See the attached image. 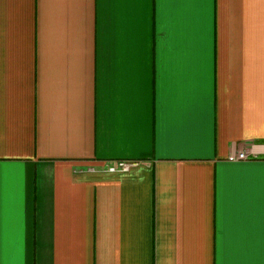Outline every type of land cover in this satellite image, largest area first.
I'll use <instances>...</instances> for the list:
<instances>
[{"label":"crops","instance_id":"obj_1","mask_svg":"<svg viewBox=\"0 0 264 264\" xmlns=\"http://www.w3.org/2000/svg\"><path fill=\"white\" fill-rule=\"evenodd\" d=\"M0 264H264V0H0Z\"/></svg>","mask_w":264,"mask_h":264},{"label":"built area","instance_id":"obj_2","mask_svg":"<svg viewBox=\"0 0 264 264\" xmlns=\"http://www.w3.org/2000/svg\"><path fill=\"white\" fill-rule=\"evenodd\" d=\"M260 152L254 149H244L237 152V154L233 157V160L238 161H255L260 158ZM135 164L119 162L118 165L110 167L109 171L112 173L116 172H129Z\"/></svg>","mask_w":264,"mask_h":264}]
</instances>
